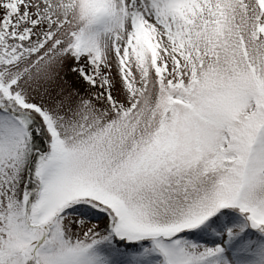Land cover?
I'll use <instances>...</instances> for the list:
<instances>
[{
    "label": "snow or ice",
    "instance_id": "obj_1",
    "mask_svg": "<svg viewBox=\"0 0 264 264\" xmlns=\"http://www.w3.org/2000/svg\"><path fill=\"white\" fill-rule=\"evenodd\" d=\"M0 264H264V0H0Z\"/></svg>",
    "mask_w": 264,
    "mask_h": 264
}]
</instances>
